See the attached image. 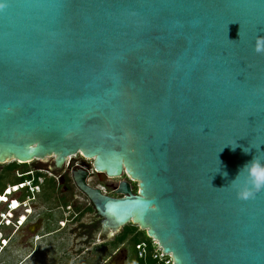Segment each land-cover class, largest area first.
I'll use <instances>...</instances> for the list:
<instances>
[{
	"label": "water",
	"instance_id": "obj_1",
	"mask_svg": "<svg viewBox=\"0 0 264 264\" xmlns=\"http://www.w3.org/2000/svg\"><path fill=\"white\" fill-rule=\"evenodd\" d=\"M0 163L67 156L111 237L136 225L172 264H264V0H0ZM247 149V152L244 151Z\"/></svg>",
	"mask_w": 264,
	"mask_h": 264
},
{
	"label": "flooded vegetation",
	"instance_id": "obj_2",
	"mask_svg": "<svg viewBox=\"0 0 264 264\" xmlns=\"http://www.w3.org/2000/svg\"><path fill=\"white\" fill-rule=\"evenodd\" d=\"M50 157L51 158H46L45 160L34 159L29 161V163L27 162L28 164L19 163L28 166H26V170L20 171V173L32 171V174L20 176L19 178H21V180L32 179L31 184L36 185L37 188L32 192L29 191V189L10 191L9 194L6 195L7 199L0 201L3 206V208L0 207V213H4L6 216H8V214H13L14 216L18 214L14 219L8 220L11 225L9 233L13 234L15 232L14 227L18 229L24 225L26 236L33 237L35 235V239L39 240L47 235H51V238H54V243L59 246L60 242H58V239H61L63 231L65 230V225L68 223V225H72L70 228H67L69 233L89 245H95V243L92 241L90 242V240L97 239V236L98 238L100 236L104 240L102 243L108 242L110 237H107L106 233H102L101 230V217L97 215L94 205L89 198L78 188L74 179V173L77 171L85 172L83 180L87 186L98 188L102 194L111 197L121 196V194L115 192V189L121 181L127 182L131 192L136 193L137 181L129 179L123 171L122 174L117 177H107L103 173H97L92 166V159L86 158L80 153L67 156L59 168L54 166L53 157ZM38 178L41 179V182H38ZM108 179L117 180L112 181ZM1 183V196L6 193V188L8 186L11 187L16 184L11 183V181ZM14 197L17 199L16 203L18 206L12 211H9L7 208L12 201L8 198ZM25 197L28 199V202H25ZM34 197L39 201H35L34 204H39L40 206L37 207L36 210L29 202V198L33 199ZM66 207L69 210L66 211L67 214L64 217L65 222L62 224V212L63 208ZM20 213L23 219L19 217ZM3 223L4 221L0 223V226L3 225ZM49 228H53V230L50 231L48 230ZM120 230L121 228L111 236V239L115 234L120 232ZM31 243L32 242L29 240L26 241V246L30 248ZM49 247L50 246L47 248ZM47 248H39V250H48ZM123 249H125V246L120 248L119 252L113 254V261L117 260L118 262L120 254L121 258L122 256L123 258H128L129 254H122ZM129 253L131 256L132 252Z\"/></svg>",
	"mask_w": 264,
	"mask_h": 264
},
{
	"label": "rangeland",
	"instance_id": "obj_3",
	"mask_svg": "<svg viewBox=\"0 0 264 264\" xmlns=\"http://www.w3.org/2000/svg\"><path fill=\"white\" fill-rule=\"evenodd\" d=\"M47 159L51 157H46ZM12 162L11 160L5 161L4 163H0V172L2 168L8 163ZM29 163V162H28ZM25 163V164H28ZM27 166V165H26ZM19 164L16 169L12 170L10 174H7L4 178L1 179L0 182L7 183V181L13 180L15 178H19L20 171H24L27 167ZM24 176V175H23ZM26 176V175H25ZM108 180H117V179H108ZM6 185V184H5ZM7 186V185H6ZM7 197L4 196L1 199L0 193V201L6 200ZM10 201L17 202L16 197L8 198ZM28 202V199L25 197V202ZM39 202L37 198H29L30 204L37 209L40 207L39 204H34ZM41 202V201H40ZM0 207L3 208L1 202ZM16 208V207H15ZM42 208V207H41ZM67 207L63 208L62 212V224L65 222L64 217L67 214ZM16 214L15 216H17ZM10 216V217H9ZM15 216L13 214H8L6 218L14 219ZM20 218L23 216L20 213ZM35 217V216H34ZM4 222L3 225L0 226V232L2 234V239H0V244L2 247L0 248V264H134L133 254L131 247L128 242H124L123 244H119L115 247H111L108 243H102L104 241L100 236L95 240H90V242H94L95 245H89L85 243L83 240L75 238L69 233L67 228H70L72 225H68L66 223L65 230L63 231L61 239H58L60 242L59 246L54 243V238H51V235H47L46 237L40 238L39 240L35 239V235L33 237H28L25 235L24 225L20 228H15V232L13 234L9 233L11 229V225L9 221ZM2 227V228H1ZM122 228V227H121ZM48 230H53V228H49ZM139 230V229H138ZM144 232V231H143ZM142 234L139 233L138 237H141ZM111 239V237H110ZM32 242L30 248L26 246V241ZM45 241V243H44ZM89 241V240H88ZM50 246L49 248H47ZM125 249L122 250V254H129L128 258H121V254L119 260L117 262L113 261V254L120 251V248ZM48 249V250H39ZM36 249V250H34ZM84 249V250H82Z\"/></svg>",
	"mask_w": 264,
	"mask_h": 264
},
{
	"label": "clouds",
	"instance_id": "obj_4",
	"mask_svg": "<svg viewBox=\"0 0 264 264\" xmlns=\"http://www.w3.org/2000/svg\"><path fill=\"white\" fill-rule=\"evenodd\" d=\"M3 5H0L2 7ZM253 50L257 53L264 52V37L256 36L254 38ZM247 152V149H244ZM244 177L243 180L236 181L232 187L236 190V195L240 199H248L254 195L256 191L264 188V163L256 157L247 161L241 166ZM6 217V214H5ZM5 218H2L0 223Z\"/></svg>",
	"mask_w": 264,
	"mask_h": 264
},
{
	"label": "built area",
	"instance_id": "obj_5",
	"mask_svg": "<svg viewBox=\"0 0 264 264\" xmlns=\"http://www.w3.org/2000/svg\"><path fill=\"white\" fill-rule=\"evenodd\" d=\"M27 174H32V171L20 173L18 177L23 176V175L25 176ZM37 180H38V182H41L40 178H38ZM31 182H32V179H23L19 183H16L11 187L8 186L6 188V193L2 194L1 199H3L4 196L9 194L10 191H16L19 189H29V191L32 192L34 189L37 188V186L32 185ZM17 206H18L17 203H15V206H13V201H12L8 205L7 210L12 211ZM2 218H5L3 221L7 222L8 219L5 217L4 213H0V219H2ZM1 237L2 236H1V232H0V238ZM2 244H4V241H3V243L0 244V248L2 247ZM134 250L136 252L137 257L140 259H145L147 254H148V250H149V254H150L151 258L154 260V264H172V259H171L170 254L163 253L161 251L160 246L157 244V241L154 240L153 238H149L148 242H145V241L137 242L134 245Z\"/></svg>",
	"mask_w": 264,
	"mask_h": 264
},
{
	"label": "trees",
	"instance_id": "obj_6",
	"mask_svg": "<svg viewBox=\"0 0 264 264\" xmlns=\"http://www.w3.org/2000/svg\"><path fill=\"white\" fill-rule=\"evenodd\" d=\"M18 163L15 161H12L5 165L1 172H0V181L2 178H4L7 174H10V172L14 169H16ZM21 178H15L14 180H10L11 183H17L20 182ZM2 183L0 182V188ZM141 233L142 236L138 237V234ZM139 241H145L148 242L149 238L145 235V233L142 230H138V228L135 225H132L130 223H127L122 226L120 232L115 234L112 239H110L108 243L111 247H115L119 244H122L124 242H128L129 246L131 247L132 254H133V261L134 264H154V260L151 258L148 250V254L145 259H140L137 257L136 252L134 250V245Z\"/></svg>",
	"mask_w": 264,
	"mask_h": 264
},
{
	"label": "snow or ice",
	"instance_id": "obj_7",
	"mask_svg": "<svg viewBox=\"0 0 264 264\" xmlns=\"http://www.w3.org/2000/svg\"><path fill=\"white\" fill-rule=\"evenodd\" d=\"M13 206H15V202H13ZM21 219H23V218H21Z\"/></svg>",
	"mask_w": 264,
	"mask_h": 264
}]
</instances>
